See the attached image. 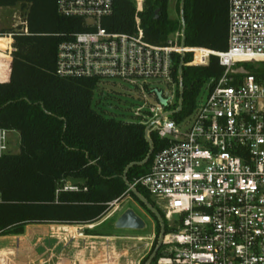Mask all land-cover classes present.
<instances>
[{"label": "built area", "instance_id": "built-area-1", "mask_svg": "<svg viewBox=\"0 0 264 264\" xmlns=\"http://www.w3.org/2000/svg\"><path fill=\"white\" fill-rule=\"evenodd\" d=\"M56 9L87 27L58 44L56 73L131 84L144 100L131 118L148 128V138L152 132L165 142L149 171L130 184L158 201L167 222L155 264H264V75L238 69L241 62L264 63V0H228L223 51L187 46L181 31L150 43L137 16L134 32L107 31L101 19L111 13V0H56ZM0 38L10 40L3 49L10 52L12 33ZM177 55H189L180 65L193 66L214 56L223 71L208 80L190 114L173 119ZM14 132L0 126V158L11 152Z\"/></svg>", "mask_w": 264, "mask_h": 264}, {"label": "trees", "instance_id": "trees-1", "mask_svg": "<svg viewBox=\"0 0 264 264\" xmlns=\"http://www.w3.org/2000/svg\"><path fill=\"white\" fill-rule=\"evenodd\" d=\"M111 1V13L101 19L107 31L134 32L137 16L150 43L164 44L171 33L180 32V22L168 15L169 0H142L141 11H136L134 0ZM0 8H17L27 29L25 33L20 24L0 26V33H12L10 52L3 51L10 40L0 44V126L19 135L18 152L0 158V236L20 235L33 223H100L111 203L120 202L127 193L158 225L122 178L129 163L142 161L148 153L145 125L95 108L98 79L56 73L58 44L85 31L84 19L59 14L56 0H0ZM182 19L185 45L226 49L228 0H183ZM181 59L174 57L173 79L177 87L181 83L183 93L181 109L171 115L173 119L190 114L208 80L223 71L214 56L199 66L179 67ZM189 59L185 55L183 63ZM260 65L251 73L264 75V63ZM176 107L177 103L169 109ZM149 138L150 158L128 168L130 184L149 171L154 153L165 145L155 133ZM68 179L82 182L69 188ZM135 188L153 205L140 185ZM91 233L87 232L96 235ZM158 255L159 250L150 264Z\"/></svg>", "mask_w": 264, "mask_h": 264}, {"label": "rangeland", "instance_id": "rangeland-1", "mask_svg": "<svg viewBox=\"0 0 264 264\" xmlns=\"http://www.w3.org/2000/svg\"><path fill=\"white\" fill-rule=\"evenodd\" d=\"M134 1L136 4V0ZM168 15L180 22L181 31L180 0H169ZM22 20L23 17L17 8H0L1 27L16 26L21 24ZM178 32L179 30L174 31L169 35V38H173ZM260 64L262 62L257 61L248 62V66L238 64V69L242 72L251 73L258 69ZM159 87L164 91L167 90L164 84H160ZM143 101L141 94L131 84L124 83L119 79L99 82V87L93 96L95 108L105 115L117 118H131V108L141 105ZM147 101L152 103L154 100L147 98ZM9 137L12 140L10 151L12 153L18 152V133L14 132ZM145 192L148 194L147 191ZM148 196L153 206L160 214H163L158 201L150 194ZM126 208H132L144 220L146 226L143 230H125L113 227V222ZM165 223L167 224L166 221ZM52 225L58 224H28L20 235L0 236V264H68L66 262L69 260L70 264H144L155 247L159 234V224L157 225L150 214L128 193L120 202L112 205L100 223L75 225V229H72L73 233L90 235L87 234L89 231L96 234L93 236L97 237L85 241L70 239L72 242L65 247L60 242L56 249L49 250L54 245L49 241L52 239L58 241L50 236ZM168 231L164 230V235ZM66 232L60 230L59 234ZM55 234L58 235V232ZM66 238L68 241L69 238ZM164 248V245L161 246L159 253ZM65 258L69 260H65Z\"/></svg>", "mask_w": 264, "mask_h": 264}, {"label": "water", "instance_id": "water-1", "mask_svg": "<svg viewBox=\"0 0 264 264\" xmlns=\"http://www.w3.org/2000/svg\"><path fill=\"white\" fill-rule=\"evenodd\" d=\"M182 14H183V0H180V16H181V39L184 41V36H183V26L184 22L182 19ZM181 67V65H180ZM182 93H183V87L180 83L179 85V95H178V106L175 110V112H179L181 109V104H182ZM158 98L162 103L164 101L160 98L159 93H158ZM170 114V112H169ZM147 130L148 128L145 129V137L148 141L149 144V150L147 155L142 161L139 162H131L129 163L122 175V178L127 185V187H130V183L127 182L126 180V172L129 167L134 166V165H143L145 164L152 153L153 149V144L150 138L147 136ZM131 192L141 201V203L147 208V210L153 214V216L156 218L158 224H159V234H158V240L153 248L151 254L148 256V258L145 260L144 264H150V262L153 260V258L156 256L158 250L161 247L163 235H164V221L159 213V211L144 197L142 196L134 187H130ZM146 224L144 220L132 209V208H126L121 214L116 218V220L113 222V227L116 229H125V230H143L145 228Z\"/></svg>", "mask_w": 264, "mask_h": 264}, {"label": "crops", "instance_id": "crops-1", "mask_svg": "<svg viewBox=\"0 0 264 264\" xmlns=\"http://www.w3.org/2000/svg\"><path fill=\"white\" fill-rule=\"evenodd\" d=\"M82 182V180H73V179H68L67 181H66V186L67 187H69V188H73L72 186H74V184H77V183H81ZM53 227H50V228H52V233H51V237L52 238H55V239H57L58 241H56V240H50L49 242H51V243H53L54 245H52L50 248H49V250L50 249H52V248H55L56 249V246L61 242L62 243V245L65 247L67 244H70L71 242H72V240H70V239H80V240H82V241H85V240H87V239H90V238H94V237H97V236H93V235H83V234H78V232H76V233H73L72 232V229H75V227L74 226H72V225H61V224H58V225H52ZM56 227V228H55ZM80 229V228H79ZM60 230H62V231H64V232H66V233H62V234H59V231ZM73 231H75V230H73ZM56 232H58V235H56L55 233ZM66 237H68L69 238V240L68 241H66ZM75 241V240H74ZM76 242V241H75ZM65 260H69V259H67V258H65ZM70 262V260L68 261V262H66V263H68V264H70L69 263Z\"/></svg>", "mask_w": 264, "mask_h": 264}, {"label": "bare ground", "instance_id": "bare-ground-1", "mask_svg": "<svg viewBox=\"0 0 264 264\" xmlns=\"http://www.w3.org/2000/svg\"><path fill=\"white\" fill-rule=\"evenodd\" d=\"M7 41H9L8 38H0V44H4V43H6Z\"/></svg>", "mask_w": 264, "mask_h": 264}]
</instances>
